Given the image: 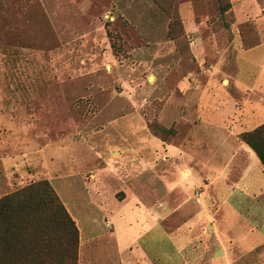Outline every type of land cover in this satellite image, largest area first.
I'll return each instance as SVG.
<instances>
[{"label":"rangeland","instance_id":"rangeland-1","mask_svg":"<svg viewBox=\"0 0 264 264\" xmlns=\"http://www.w3.org/2000/svg\"><path fill=\"white\" fill-rule=\"evenodd\" d=\"M257 26L264 28V0H0V199L47 184L75 224L77 254L76 223L87 217L108 250L130 253L118 254V264L131 257L136 264H211L215 257H189V250L217 251V237L174 240L205 196L204 186L177 171L191 166L190 156L204 175L221 169L230 133L261 124L235 129L232 113L242 86L255 85L253 63L262 53H239L232 34L239 30L253 45ZM237 67L244 68L239 75ZM163 203L165 239L151 233L135 244L128 234L116 245L107 238L123 220L145 217L132 212ZM210 212L213 220L224 217L227 264H264V210L237 211L257 222L251 246L237 243L249 232L233 224L232 211ZM46 241L33 242L28 257L44 260ZM67 246L74 253L70 240Z\"/></svg>","mask_w":264,"mask_h":264},{"label":"crops","instance_id":"crops-1","mask_svg":"<svg viewBox=\"0 0 264 264\" xmlns=\"http://www.w3.org/2000/svg\"><path fill=\"white\" fill-rule=\"evenodd\" d=\"M232 35L233 40L231 42V45H233L234 49L238 50L239 53L247 55L252 52L260 50L262 51V53L258 56L257 60L253 63V80L255 82V85L242 86V96H235L232 99V104L234 106V110L232 111V113L235 118L237 116L236 124H238L234 125L235 129L236 127H243L242 122L248 123L253 120H258L261 124H263L264 28L257 26V30L255 33V38L257 39V42L249 46L245 45V42L243 41L239 30L237 31V33L233 32ZM243 70V67H237L236 75H239V73ZM236 77L235 79L237 80ZM231 81L232 80L228 79V83H230V86ZM211 108H213V106ZM251 130L253 129H244V131L240 130L241 132H239L238 134H236L234 130L230 133L231 137L228 140L230 143H228L227 145V151L225 154L227 156V159L225 161V164L222 165L221 169L216 171L210 170L205 173V175L201 172L195 171L197 167V162L196 159L192 156L188 157V164L191 166H182V168L178 167V177L181 178L179 174L184 175L185 173H187V176L184 175V180H186V182L189 181V183L193 185L204 186V189H199H201L202 194L205 192V196L203 202L199 199V205L202 206L196 207L197 210L200 211L199 215L197 212L196 217L191 218L190 220H185V222L183 221L180 224L183 225V227H181V229H179L174 234L175 242L180 243L187 241L191 238L193 234H196L199 235V238H204L213 242H215V239L217 237V239L221 243L220 249L216 243V249H218L217 251H214L215 249L213 250V246H211L210 248L207 246L203 248L202 246H199V248L197 249L192 248L189 250V257H215L211 264H227L228 262L230 250L225 243L227 239L230 238V236H227L225 234V231L223 230L225 222L223 216L221 219H212L210 209L213 207L222 209L224 212L232 211V213L236 215V219H233V224H244L248 227L247 231L249 232V234L247 235V237H245L244 239L239 238L237 240V243H240L244 246H251L255 241V237H253L250 227L257 224V222L254 221L252 223H247L245 220L241 219V215L239 213L237 214L238 209L264 210V169L260 164L255 153L238 138V135L240 133ZM167 147L169 148V151L172 148L168 145ZM172 149L174 153H179V156H184V153L182 151L177 150V147H173ZM168 186H171V184L168 183ZM3 189V186L0 187V191ZM180 193H182L181 196L185 197V199L186 197H188V189L186 188V186H184L183 189H180ZM160 206L162 209L158 208L156 211L153 209V212H147L146 210L145 212H140L137 210L134 213L132 212L131 214L135 215L136 217L145 215L144 218H146V220H143L144 218L140 220L135 219L131 221V223H129V219L123 220L124 222L120 224L119 229L115 230L114 232H110L107 238L110 241L115 242L116 245H118L119 242H122L123 239L125 240L126 238H124V236H128V234L132 235L129 237V240L134 241L135 244H138L139 240L151 233L154 234V236L156 237H161L165 239L167 233L161 227V225L165 220L164 212L166 211V206L165 203L160 204ZM76 224L79 230L80 239L77 264H118V254H121V258H124L123 254L125 253L127 256H130V253H127L123 250L122 251L124 253L122 251L118 253V251H114V249H111V247H109L110 250H108L105 247V244H102L103 240L100 239L98 230L96 229L97 222L94 223L86 217L85 219L77 222ZM204 224H206V229L202 230ZM92 226L93 229L91 228ZM248 240L250 242L246 244ZM174 248L175 250L177 249L176 246H174ZM134 251L137 256H140V252L142 250L139 247H135ZM121 261L122 264H125V261L123 259ZM128 264L136 263L131 257L130 262L128 261Z\"/></svg>","mask_w":264,"mask_h":264},{"label":"trees","instance_id":"trees-1","mask_svg":"<svg viewBox=\"0 0 264 264\" xmlns=\"http://www.w3.org/2000/svg\"><path fill=\"white\" fill-rule=\"evenodd\" d=\"M229 8L227 4L223 10ZM238 138L255 153L264 169V123ZM77 237L74 222L47 184L29 185L0 199V264H22V260L77 264ZM67 240L72 242L74 253H70ZM44 241L45 259L29 258L33 242Z\"/></svg>","mask_w":264,"mask_h":264}]
</instances>
